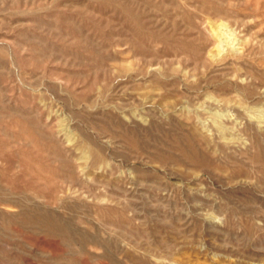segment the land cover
I'll list each match as a JSON object with an SVG mask.
<instances>
[{
  "label": "rangeland",
  "instance_id": "1",
  "mask_svg": "<svg viewBox=\"0 0 264 264\" xmlns=\"http://www.w3.org/2000/svg\"><path fill=\"white\" fill-rule=\"evenodd\" d=\"M0 264H264V0H0Z\"/></svg>",
  "mask_w": 264,
  "mask_h": 264
}]
</instances>
